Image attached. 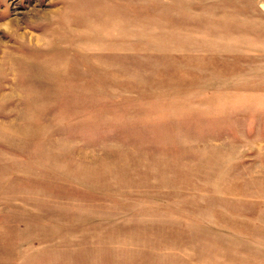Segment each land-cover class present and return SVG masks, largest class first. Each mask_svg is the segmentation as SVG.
Here are the masks:
<instances>
[{
    "label": "rangeland",
    "instance_id": "1",
    "mask_svg": "<svg viewBox=\"0 0 264 264\" xmlns=\"http://www.w3.org/2000/svg\"><path fill=\"white\" fill-rule=\"evenodd\" d=\"M0 264H264V0H0Z\"/></svg>",
    "mask_w": 264,
    "mask_h": 264
}]
</instances>
